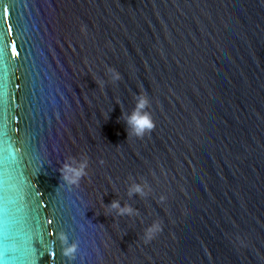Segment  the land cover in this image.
Returning <instances> with one entry per match:
<instances>
[{
	"label": "water",
	"instance_id": "95a60500",
	"mask_svg": "<svg viewBox=\"0 0 264 264\" xmlns=\"http://www.w3.org/2000/svg\"><path fill=\"white\" fill-rule=\"evenodd\" d=\"M0 264H264V0H0Z\"/></svg>",
	"mask_w": 264,
	"mask_h": 264
},
{
	"label": "clouds",
	"instance_id": "9594fccd",
	"mask_svg": "<svg viewBox=\"0 0 264 264\" xmlns=\"http://www.w3.org/2000/svg\"><path fill=\"white\" fill-rule=\"evenodd\" d=\"M109 71L112 73L113 80H119L121 78L120 73L115 69H109ZM134 99L135 106L132 111L127 114L122 112L121 118L125 120L127 125L126 131L128 132V136L134 135L138 138H142L146 133H150L152 131L155 124L150 112L146 110L150 103L147 94L144 92H138L136 93ZM86 168L87 159L80 161L78 167H73L72 165L65 163L62 169L63 178L69 184H78L81 177L86 175ZM145 187V185L140 183H133L129 186V195L138 194L140 196H145L147 195ZM163 199L165 198L162 196L161 200ZM110 208L118 210L119 215L128 214L131 216L137 212V210H134L130 205L125 204L124 206H121L118 200H113ZM160 231H162V224L158 221H154L144 231L145 243L154 239L155 235ZM59 239L64 245L63 255L69 258V260L74 259L78 250V244L75 241L68 243L67 236L64 233L60 234Z\"/></svg>",
	"mask_w": 264,
	"mask_h": 264
},
{
	"label": "snow or ice",
	"instance_id": "6c2138e0",
	"mask_svg": "<svg viewBox=\"0 0 264 264\" xmlns=\"http://www.w3.org/2000/svg\"><path fill=\"white\" fill-rule=\"evenodd\" d=\"M3 12H4L5 16H6V14H7V8L6 7L3 9Z\"/></svg>",
	"mask_w": 264,
	"mask_h": 264
}]
</instances>
